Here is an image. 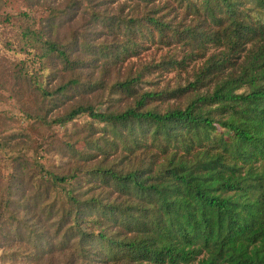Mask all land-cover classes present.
Here are the masks:
<instances>
[{"label": "trees", "instance_id": "1", "mask_svg": "<svg viewBox=\"0 0 264 264\" xmlns=\"http://www.w3.org/2000/svg\"><path fill=\"white\" fill-rule=\"evenodd\" d=\"M11 1L0 249L12 264H264V0ZM52 143L69 152L61 173L41 161Z\"/></svg>", "mask_w": 264, "mask_h": 264}, {"label": "rangeland", "instance_id": "2", "mask_svg": "<svg viewBox=\"0 0 264 264\" xmlns=\"http://www.w3.org/2000/svg\"><path fill=\"white\" fill-rule=\"evenodd\" d=\"M48 1H56L58 2L59 0H46ZM9 10H25V11H29L30 9L24 5L22 3V0H13L9 3ZM167 50H159L153 53V55L155 56V58H159V56L166 52ZM146 58H148V56H145L142 58V60H146ZM201 60H198V63H200ZM167 83L173 84V82L175 81V73H170L165 77ZM161 82L159 83V85L163 84V80H160ZM166 83V84H167ZM13 100L10 101H0V113L2 111H10L11 113L16 112L17 110L15 109V106L13 105ZM3 113V112H2ZM18 115V114H17ZM87 120V118L85 116L81 117L79 122V128H78V132H82L83 131V125L85 123V121ZM71 123L69 124L70 127ZM56 130L60 135H63V131L65 130L63 128V126L61 125H55L53 126L52 131ZM10 132H14L17 135L20 133H28V136L33 137L34 139H39V141H46L48 142V135L45 136V134L47 132H44V138L40 136V132L33 129L30 126H27V123L25 122H19V121H12L11 122V129ZM27 136V137H28ZM30 157V165L27 169V175L28 177L32 174V172L35 170L36 165L32 159V152L26 151ZM68 155L69 152L67 151V149L62 145V144H44L42 146V150H41V161L43 163H45L47 166H49L53 171L57 172V173H61L63 172L64 167L66 166V164L68 163ZM8 160H5L2 162V171L4 172L5 175H8L10 172L9 169V164ZM0 264H12L11 260L9 257L5 256L4 253L2 252V249H0Z\"/></svg>", "mask_w": 264, "mask_h": 264}]
</instances>
